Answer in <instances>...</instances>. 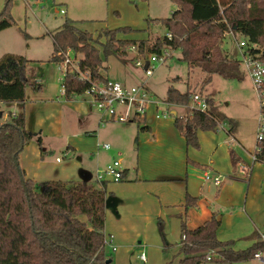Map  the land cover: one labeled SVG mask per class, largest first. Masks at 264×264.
<instances>
[{"label":"trees","instance_id":"1","mask_svg":"<svg viewBox=\"0 0 264 264\" xmlns=\"http://www.w3.org/2000/svg\"><path fill=\"white\" fill-rule=\"evenodd\" d=\"M12 1L4 0L0 31L14 24L9 14ZM170 1L176 5L171 17L154 21L166 28L170 39L157 37L152 43L125 39L132 32L128 27L90 34L78 30L70 20L49 33L52 42L49 62L59 66L68 52L80 55L76 67L66 69L62 77L64 98L83 95L91 84H104L107 58L125 63L130 50L141 58L178 49V60L186 65L188 74L194 69L206 74L203 86L213 75L224 80H242L239 61L222 48L228 28L241 35L250 55L264 61V0ZM23 37L27 35L23 33ZM27 65L22 56L2 55L0 104L23 103ZM186 87V91L179 92L169 86L163 102L187 107L192 94L187 83ZM205 100L204 112L187 110L183 117L174 118L175 129L186 145L194 149L198 148L197 132H215L222 121L212 97ZM30 138L24 115L7 112L5 121L0 123V264H107L110 259L104 251L106 182L25 179L18 157ZM36 138L40 146V137ZM259 147L256 162L264 164V135ZM219 224L214 215L194 230L188 231L181 224L182 258L178 264H204L207 256L232 264L253 258L263 250L258 240L245 250L235 251L232 242L217 238Z\"/></svg>","mask_w":264,"mask_h":264},{"label":"crops","instance_id":"2","mask_svg":"<svg viewBox=\"0 0 264 264\" xmlns=\"http://www.w3.org/2000/svg\"><path fill=\"white\" fill-rule=\"evenodd\" d=\"M89 24L91 22L87 23V25ZM5 30L0 31V36L5 33ZM78 30L89 33L86 29ZM227 34L229 35L228 32L225 35ZM166 35L167 32L164 36ZM124 38L128 39V35ZM147 41L152 43L154 39ZM4 54L22 56L28 61L26 69L28 82L25 88V99L21 105L0 104V123L5 121L7 112L13 114L22 113L24 115L25 129L29 133L39 134L36 133L38 128H43L45 125L47 131L44 133L41 129L42 136L46 134L49 137H58L66 133L68 125L65 123L62 111H56L57 115L54 117L46 116L43 112L45 108L51 107L43 104L45 103L43 102V99H45L43 95L47 96L48 93L42 94L44 78L41 66L48 61L37 59L29 52L27 54V51L5 50L1 45L0 56ZM50 55H48V58H50ZM132 57L136 60V53ZM127 59L129 60L128 54ZM36 63L38 66L35 67L36 71H34L31 64ZM66 101H70V99ZM52 107L57 106L52 105ZM171 107L176 106L171 105ZM10 108L11 110H9ZM182 108L184 111L179 116L180 118L187 111L185 107ZM151 109L152 113H154L153 118L145 116L141 124L133 121V124L136 125V128H133L132 125H123L126 122L114 123L115 121L109 120L103 115L91 114L87 105L84 108L78 105L72 109L67 108V116L72 115L76 121L73 118L67 119L72 121L73 124L75 122L80 123V132L85 134L93 133L91 139H81L80 143H84V146H81V152H94L93 163L96 166V172L104 170L112 163L110 161L113 154H118V152L122 154L117 159L122 170V179L117 182V186L110 195H105L104 236L105 240L111 241L109 247H113L115 252L120 246L129 249L136 244L137 249H145L151 255L152 264H154L158 251H161L155 226L158 219L162 221L168 219L172 224L178 223L181 235V224H184L188 231L194 230L202 226L213 215L220 222L217 229V238L223 242H232V248L235 251L241 250L238 247L235 248V241L232 238H226L228 232H234L236 236L243 234L241 240H245L247 243L246 249L258 242V228H261L262 225L264 227V220L262 221L261 218H258L257 212H252L250 207L246 209V198L252 196L255 182L259 181L264 184V167L256 165L253 169L251 168L248 176V185L245 188V183L242 181L246 177L240 172L239 166H247V156L239 150L240 148L243 149V146H241L235 136L223 129L222 132L224 134L221 135L224 137L216 134L217 130L215 132L198 131V148L194 149L186 145L184 138L175 129L174 118L166 122L163 119L165 117L159 118L155 114L158 111L156 105ZM50 120H53L52 123L49 122ZM129 122L132 123L131 121ZM118 124L124 128L115 126ZM121 131L125 133L123 137L120 138L114 135V133H121ZM226 137L236 144L234 149L229 147ZM42 143L43 140L40 141V146L38 145L40 154L44 151L46 153ZM105 143H109L110 149L106 150L102 147L107 145ZM130 144L134 152L131 156L125 157L124 149L129 148ZM64 147L66 149L65 152L77 150L75 145L72 146L69 143L64 145ZM22 152L19 154L18 163L25 179L35 182H90V180H93L88 179L85 169L83 170L82 168L77 171V177L74 171L69 170L72 173V177L68 178L69 163L62 168L65 169L63 173L58 170L52 174L44 171L37 174L33 171L34 167L31 168L27 164L22 163L23 160H20ZM247 153L251 154V152ZM130 158H132L131 163H129ZM96 172L93 176L94 179ZM203 173L219 177L222 174L220 177H223L221 184L215 186L210 181H205ZM224 176L229 179L223 181ZM259 203L263 208L264 201H259ZM240 204L241 206L243 204L246 209L245 213L243 212L244 215L239 211ZM106 232H110L108 233L109 235ZM236 240L239 241L237 238ZM180 245L179 242L178 246H175L178 253ZM162 251L164 250L162 249ZM125 255L127 254L125 253ZM139 260L144 263L140 256ZM121 261L122 258L118 254L113 258L114 264H121ZM212 261L215 260L212 258V260L206 262ZM164 262H166V258L163 259Z\"/></svg>","mask_w":264,"mask_h":264},{"label":"rangeland","instance_id":"3","mask_svg":"<svg viewBox=\"0 0 264 264\" xmlns=\"http://www.w3.org/2000/svg\"><path fill=\"white\" fill-rule=\"evenodd\" d=\"M4 0H0V11L3 9ZM221 6V12H222ZM176 5L170 0H13L10 8L9 14L13 19V26L5 30V33L0 36V46L2 45L5 50L10 51H27L37 57L40 60H49L51 52V41L49 38V33L56 31L65 22V20H70L73 22L74 26L78 29H86L90 34H98L101 30L105 29H120L128 27L132 30L128 35V39L133 41L141 40H152L157 37H163L166 34V28L155 23L156 20H162L170 18L172 13L175 11ZM65 14H61L60 11ZM88 22L91 24L87 25ZM228 29L224 33L222 48L229 53L234 59H240V51L237 44L242 40L240 34L232 31L229 35H225ZM23 33L27 35V38L23 37ZM6 36V37H5ZM28 49V50H26ZM132 53V54H130ZM171 56L162 65H154L152 76L146 77L144 68L135 66L136 60L132 56H135V51H130L128 53V58L125 63H120L114 57H108L106 60L107 66V79L111 82H122L126 84L127 87H139L141 85L151 96L153 104H148L145 109L144 117H152V107L157 106V114L159 118H162L164 114L166 117L163 118L166 122H169L175 117H179L183 113L182 107H168L163 104L162 99L164 93L169 86L174 87L179 92L186 91V82L188 89L191 94H198L202 98L212 97L215 105L217 106V112L221 117L222 121L217 127L216 134H224L222 129L229 131L233 136L237 138L243 149L241 152L247 156V166L253 169L254 166H262L263 164L253 163L251 156L255 148V140L257 137V128L259 123V105L256 93L254 92L250 79L248 78L246 72L240 67V71L243 74L242 80H224L219 76L213 75L210 82L203 86V81L206 78V74L200 73L199 70H195L188 74V69L185 64L178 60L179 50L175 49L170 51ZM134 54V55H133ZM2 55L0 56V58ZM68 57L70 58L71 64L75 65L76 61L79 59L80 55H74L73 52H68ZM36 59V58H35ZM75 59V60H74ZM131 59V60H130ZM136 59H141L144 63L148 62L147 56L139 57ZM38 64H31V67L36 71L35 67ZM44 66V67H43ZM42 75L44 81L42 83V94L48 93L47 96L43 95V104L49 105L43 110L46 116H56L57 112L62 111L64 113V120L67 126V131L61 136H42L41 129L46 133V125L43 128H38L36 133L31 135V138L27 141L23 147V152L21 154L20 160H23V164H27L28 167H34L33 171L40 174L41 171L47 172L49 174L55 173L60 170L63 173L65 169L64 165L68 164V178L72 177L70 171L75 172L77 177V171L82 168L85 169L86 175L91 183L94 181V174L96 172V166L93 163L94 152H81V146L84 143H80L81 139H91L93 133L85 134L80 132V123L69 121L67 118L73 120L75 119L72 115L67 116V108L72 109L74 106L85 105L89 107L91 114L96 113L97 115H103L97 109V107L92 103L89 97L86 95L74 96L70 101H66L62 93L61 82L62 75L58 70V66L51 62H45L41 66ZM72 68V66L70 67ZM180 78V79H177ZM61 92V93H60ZM57 106V107H52ZM188 107L194 108L192 101L189 100ZM125 109V108H124ZM151 109V110H150ZM186 109V108H185ZM2 110H4L2 108ZM11 110V108L9 109ZM187 110V109H186ZM5 111V110H4ZM57 111V112H56ZM150 112V113H149ZM67 116V117H66ZM106 119V118H105ZM144 119V118H143ZM53 120L49 122L52 123ZM76 121V119H75ZM128 121L123 125H132L136 128L135 124ZM142 123V119L139 120ZM31 123V121H30ZM121 123V122H114ZM49 124V123H48ZM115 126H119L115 125ZM124 128L122 125L119 126ZM49 129V128H48ZM208 132V131H203ZM118 137H123L125 133H114ZM43 140V147L46 150L42 154L38 151V143L36 137ZM178 136V135H177ZM224 137L223 135H221ZM69 139V142H68ZM80 140V141H79ZM229 147L236 146L232 143L231 139L226 137ZM70 144L76 146L77 150L67 151L68 156L63 157V153L66 151L64 145ZM81 144V145H80ZM107 144V143H105ZM108 149H110L109 143ZM133 145V143H132ZM81 152V153H78ZM134 150L131 148L124 149L125 157H129L133 154ZM251 152V154L247 153ZM111 154V153H110ZM122 154H113L111 156V162L117 160ZM55 159H59L58 162ZM114 159V160H113ZM132 158L129 159L131 163ZM70 170V171H69ZM249 172V174H250ZM59 173V175H60ZM248 174V176H249ZM222 174H220L221 177ZM248 176L242 181L245 183V188L248 185ZM223 178V177H222ZM221 178V179H222ZM229 179L224 176V180ZM264 179V178H263ZM117 183L106 182V194L110 195L115 189ZM254 192L252 196L246 198V209L250 207L251 211L257 212V217L264 220V207L262 208L259 201H264V184L259 181L255 182ZM243 209V210H242ZM244 205L240 204L239 211L244 215L246 211ZM244 212V213H243ZM159 225L161 227H159ZM156 229L159 240L158 256L155 257L154 264H178L179 259L182 258L178 252H176V247L181 241V235L179 233V224H172L168 219H158L156 222ZM161 228V230H160ZM258 233L264 232L263 225L258 228ZM163 234L164 240L161 236ZM107 235L110 232H106ZM226 238H232L235 241V248L238 247L240 250L246 249L247 243L245 240H241L243 234L236 236L234 232H228ZM105 235V233H104ZM105 238V236H104ZM236 238L239 240L237 241ZM165 243L168 247H165ZM115 246V244H114ZM152 246V245H151ZM176 246V247H175ZM162 249L164 251H162ZM104 251L108 259L112 260L110 264H114L113 258L118 254L121 258V264H152V257L147 253L145 249H137L135 244L133 247L127 249L122 246L114 252L107 245L104 246ZM125 253L127 255H125ZM261 258L264 260V245L263 250L259 251ZM144 256V263L140 262L139 256ZM159 258V259H158ZM166 258V262L163 263V259ZM125 259V261H124ZM215 260V259H214ZM204 264H229L224 261L220 262H205ZM232 264H262L260 261H256L254 258H250L245 261L235 262Z\"/></svg>","mask_w":264,"mask_h":264},{"label":"built area","instance_id":"4","mask_svg":"<svg viewBox=\"0 0 264 264\" xmlns=\"http://www.w3.org/2000/svg\"><path fill=\"white\" fill-rule=\"evenodd\" d=\"M63 13V11H61ZM232 30L228 28V33L230 34ZM166 37L170 39V35L167 34ZM237 47L240 51L239 65L246 72L248 78L250 79L252 88L256 93L259 105V123L257 128V137L255 140V148L252 153V162L256 163V154L259 153L260 147L259 143L263 139L264 135V61L259 60L257 57H253L247 52V46L245 40H241ZM171 56L170 51H163L160 54H151L147 56L148 62L144 63L141 59H137L135 66L143 67L146 77H150L153 73L154 65H162ZM75 60V59H74ZM78 61V60H77ZM71 64L68 53L65 55L64 61L58 66V70L62 77L66 73V69L70 68L73 70L76 65ZM87 79L86 76H80V79ZM84 95L90 98L92 103L97 107L101 114H105L109 120L115 122L124 121H139L143 119L145 114V109L148 104H153L151 96L144 88L143 85L139 87H127L121 82H111L106 80L104 84H91L89 90H87ZM192 101L194 108L185 107L189 112L201 111L204 112L207 109V103L202 96L198 94H192L189 97ZM164 105L171 107V105L163 103ZM125 108V109H124ZM162 117H166L164 114ZM183 117V116H182ZM104 149H108V145L102 146ZM63 157L68 156V152L62 154ZM59 161V159H56ZM240 172L246 178L250 172V168L245 165H241ZM122 179V170L119 161L115 160L110 165H108L104 170L96 172L95 180L97 182H114L117 183ZM203 179L205 181H210L213 185L219 186L221 184V178L219 176H210L208 173H203ZM259 241L264 245V232L259 233ZM184 240V236L182 237ZM109 240H105L106 245H110ZM113 251L114 248L111 247ZM211 254V252L209 253ZM254 259L260 261L264 264V260L261 258L259 253L254 254ZM140 259L144 260V256L140 255ZM209 261V256L206 257Z\"/></svg>","mask_w":264,"mask_h":264},{"label":"water","instance_id":"5","mask_svg":"<svg viewBox=\"0 0 264 264\" xmlns=\"http://www.w3.org/2000/svg\"><path fill=\"white\" fill-rule=\"evenodd\" d=\"M110 261H111V260H107L106 263L108 264V263H110Z\"/></svg>","mask_w":264,"mask_h":264}]
</instances>
